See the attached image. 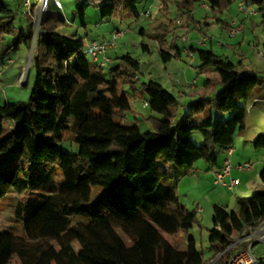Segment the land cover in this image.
<instances>
[{"label":"trees","instance_id":"1","mask_svg":"<svg viewBox=\"0 0 264 264\" xmlns=\"http://www.w3.org/2000/svg\"><path fill=\"white\" fill-rule=\"evenodd\" d=\"M1 1L0 58L15 52L20 43L30 45L33 34L32 20L26 17L25 28L14 39L13 12ZM75 1L84 27L85 8L90 4ZM233 1L178 0L177 11L185 22L178 27L173 21L155 27L162 61L179 56L175 45L172 54L162 46L174 31L190 29L195 5L206 4L217 23L215 14ZM243 1L256 6L264 19V0ZM91 5L101 19L125 14L139 17L135 0ZM66 24L61 17L43 21L35 38L28 100L0 105V199L36 191L51 167L59 168L63 176V183L52 193L16 203L14 216L23 222L24 233H0V264L13 260L19 264H203L194 239L188 238L185 250L179 251L164 237L174 239L187 232L197 218L195 210L179 202L176 184L160 169L158 160L181 173L190 171L199 160L215 166L219 154L231 147L235 133L245 131V102L262 99L264 75L238 72L229 59L191 45L189 54H196L200 61L196 73L210 69L220 87L212 96L192 100L177 116L175 96L157 82H138L137 60L124 55L123 68L111 65L108 57L109 64L101 68L86 58L89 42L57 32ZM222 26L231 31L227 23ZM4 36L11 39L7 42ZM143 50H147L144 45ZM118 79L128 91H118ZM144 96L149 111L162 117L149 118L152 131L141 132L136 123L126 127L122 121L132 110V99ZM198 116L201 121L196 124L193 119ZM193 132L200 134V145L192 141ZM65 133L76 146L75 153L62 150ZM252 146L264 148V132L256 135ZM258 178L264 185V168ZM162 180L164 189L159 188ZM92 187L103 190L93 204ZM138 188H142L140 195L135 193ZM236 204L237 210L230 212L212 206L208 244L212 252H223L214 264H226L230 255L226 248L234 236L264 219V192ZM74 217L87 224L72 225Z\"/></svg>","mask_w":264,"mask_h":264},{"label":"rangeland","instance_id":"2","mask_svg":"<svg viewBox=\"0 0 264 264\" xmlns=\"http://www.w3.org/2000/svg\"><path fill=\"white\" fill-rule=\"evenodd\" d=\"M40 0H2L1 2L13 12L14 15V29L15 36L19 31H22L26 26V17L32 20V40L30 45L25 46L20 43L19 48L15 52H9L4 55L0 61L5 62L8 57L15 60L16 56L25 62V59L32 61V55L35 52V38L38 32L39 26L47 18H63L67 24L58 28L57 32L70 38L82 37L85 42L94 41H110L112 34L118 30L120 35L116 38V46L114 49L108 51V57L112 60L111 65H122L121 58L128 54L131 58L137 60L140 63V70L138 77L141 82H146L149 79H157L159 81L160 72L166 68V71L172 76L173 79L177 78L176 72L178 70H185L186 76H180L179 80L184 86H188L192 79L198 80V87L203 85L206 81L203 78V74L196 73V67L200 65V61L196 54H189L187 47L193 46L197 49H210L208 44L209 38L213 42L219 40L222 44L232 45V49L228 52L222 49V47L213 48V52L217 55H225L237 66L243 67V69H251L254 72L264 75V19L261 14L256 13L254 16L243 17V15L237 13L236 0L226 10L221 13L215 14L219 21L215 23L213 13L209 8L202 7L201 4L195 5L192 18L194 22H190L189 28L184 30L174 31V36L167 37V42L163 43L162 49L169 53H174L172 45L178 49L179 56L172 57L169 62H163L159 53V44L156 39V29L158 24H168V21L175 22V27L180 26L185 22L183 17L177 11L178 0H135V5L139 11V17L134 18L129 15L113 16L109 19H101L99 11L91 4H100L104 0H92L87 1L90 4L85 8L84 23L82 27L79 23L77 13L75 11V0H59L61 10L55 5V1H47L43 5L47 4L45 11L38 8ZM28 2V3H26ZM164 5V9L161 6ZM256 10V6H254ZM29 12V13H28ZM147 12L148 15H144ZM257 12V11H256ZM223 22V23H222ZM231 22H236L234 28H240L238 35L230 37L227 34V30L222 26L224 23L228 25ZM207 24V25H206ZM195 25V28L193 26ZM202 27V31L199 28ZM37 31V32H36ZM205 38L203 44L198 45L197 41ZM10 36H4L5 41H9ZM13 39V38H12ZM1 45V43H0ZM143 45L147 47V50H143ZM1 47V46H0ZM225 50L224 52H222ZM31 51V53H30ZM90 61L89 56H86ZM19 60V61H20ZM29 61V62H30ZM6 63V62H5ZM23 63L19 65L22 67ZM31 63V62H30ZM29 63L30 81L33 83L34 70ZM31 68V69H30ZM171 68L174 70L171 71ZM176 71V72H173ZM159 75V76H158ZM108 77V76H107ZM209 77V87L214 89L219 86L216 81V75L214 72L207 74ZM118 85V91H128L127 85H122L120 79ZM220 87V86H219ZM21 88L20 85L17 87ZM11 90V89H9ZM176 97L177 90H170ZM216 91V90H214ZM30 93V90H29ZM28 95L24 100H15V102H25L29 98ZM8 95V94H7ZM147 100L148 98L144 96ZM199 98H202L199 97ZM137 99V98H135ZM143 102L131 103V112L125 113L122 124L126 127H130L133 123H136L141 132L152 131V123L149 118L159 119L160 116L157 113H151L149 108L143 107ZM256 108L252 114L247 115L245 119L246 129L243 133L236 132L233 136L232 149L233 155L231 157V178L234 180H240L238 186L233 191H228L222 187H216L212 185V178L206 169L201 171L193 169L189 173H181L180 171H174L171 165L158 160V166L160 169L176 184L175 192L178 200L189 211H196L197 222L187 232H181L176 238L170 236H164L170 245L175 247L179 251H184L186 246V240L192 238L195 241L196 247L203 254V264H212L216 259L218 253H209L208 244V231L212 226V206L220 205L227 211H236L237 204L235 197L240 193L244 198L251 197L255 193L264 192V185L258 178V173L264 168V148L255 149L252 146L253 138L259 133L264 132V106ZM179 114H183L180 112ZM64 141L60 145L63 151L75 153L76 146L69 140L68 133L64 135ZM192 141L196 145L201 144V136L198 132H193ZM225 159V153L221 152L218 156V164ZM201 164H205L202 161H198ZM237 162L249 163L251 166L250 171H238L236 166ZM213 167V166H212ZM175 172V173H174ZM44 182H42L36 191L24 194H9L6 198L0 199V233L12 232L16 235H23V222L16 219L14 216V208L18 201L24 202L39 193H52L62 183V172L57 167L49 168L44 174ZM174 175L173 178L171 176ZM247 181H250L249 183ZM160 189L165 188L164 180L159 184ZM142 188H138L135 192L137 195L141 194ZM242 193V194H241ZM103 194V190L98 187H92L90 195V203H95L98 198ZM72 225L82 224L86 225L87 221L82 218L74 217L72 219ZM121 238L126 241L123 235ZM235 238V237H234ZM247 244V243H246ZM246 244L244 246H246ZM77 247V246H75ZM256 249L261 253H264V243L257 244ZM10 264H19L17 260H13Z\"/></svg>","mask_w":264,"mask_h":264},{"label":"crops","instance_id":"3","mask_svg":"<svg viewBox=\"0 0 264 264\" xmlns=\"http://www.w3.org/2000/svg\"><path fill=\"white\" fill-rule=\"evenodd\" d=\"M238 3H239V0L236 1L237 6H238ZM236 11H237V13H239L237 8H236ZM233 23H234V25H232ZM229 26L231 27V30H232V28L234 26H236V22H231L229 24ZM186 29L187 28L182 29V30L185 31ZM226 32H227L228 36H230V37H234V36L238 35V34L232 35L230 30H228ZM208 44L210 46V50H213V48H217V47H219V48L222 47V49H224V47H225L226 48L225 50L228 52L230 49L233 48L232 45L222 44V43L219 42V40L217 42H213L211 38H209ZM189 47H187V52L188 53H189V51H188ZM225 50H223L222 52H224ZM220 56L225 57V58L228 59V57L225 56V55H220ZM0 60H1V58H0ZM19 60L20 59H19V55H18V57L16 56L15 60H13V59L8 57V59L5 61L6 63L0 61V68L3 69V75H2V79H1L3 91L0 92V105L3 104V103H13L17 99L18 100H24V98L29 93V90L31 88V81H30V70H29V66L28 65H29V63L31 61H30V59H25V62L23 63V62H21V60L20 61ZM9 62H11V63H9ZM21 63H23L22 67L19 66V65H21ZM111 63H112V60H111ZM172 70H174V68H171V71ZM210 71H211L210 69H205L204 71L199 73V74H203V78L206 80L203 83V85H200V87H198V80H196L195 78L191 80V83L188 86H184L180 82V80H179L180 76H186L185 78L188 77V75L184 74L186 72L184 69L183 70H178L177 69V72L173 71V72H176L177 78H175V79H173L172 76L166 71V68H164L163 71L160 72L161 73L160 76L158 75L160 79H159V81L157 83L162 85L170 93H171L170 90H173V89L177 90L176 98L179 101V107H178V109L176 111L177 116L179 115L180 112H184L186 110L187 105L192 100L198 99L201 96L202 97L212 96L219 90V86L217 88H215V89L213 87L211 88L209 86L205 87V83L207 81H209V79H210L209 77H207V74ZM237 71L238 72H242V71H253L254 72V70L243 69V67H242V69H241V67H239ZM214 74L216 75V73H214ZM21 75L24 76V81L22 82V84H19L18 80H19ZM216 77H217V75H216ZM156 80L155 79H149L147 81L156 82ZM217 81H218V78H216L215 82H217ZM138 82L141 83L139 77H138ZM18 85L21 86L20 89L17 88ZM9 89H11V90H9ZM214 90H216V91H214ZM261 98L262 99L254 98L252 100H249V101L245 102L247 115H249V114L251 115L252 112H254L256 110V108L261 107L262 104L264 106V93L262 94ZM140 101L143 102L142 105H143L144 108H148V105H147L148 101L145 99V97L132 99L131 103L136 104V103H139ZM200 121H201V116L195 117L193 119V122L196 123V124H198ZM245 129H246V124H245ZM223 161L224 160H222L220 164H218V161H217L216 165L213 166V167L210 166V165H207V164H201L200 162L197 161V162L194 163V165H193V167H192V169L190 171H192L193 169H196V170H199V171H201L202 169H206V171L209 172V174H210V176L212 178V185H213L214 172L217 169H219L220 167H222ZM237 164H241V163L237 162ZM250 170H251V168H250ZM250 170H247V172L250 171ZM190 171H186V173H189ZM231 176H232V174H231ZM247 182L249 183L250 181H247ZM239 183H241L240 180H238V185H239ZM242 199H245V198L243 197V195L241 196L240 193L235 197L236 201L237 200H242ZM218 206H220V205H218ZM245 244H243V246ZM209 253H212V251L210 249H209Z\"/></svg>","mask_w":264,"mask_h":264},{"label":"built area","instance_id":"4","mask_svg":"<svg viewBox=\"0 0 264 264\" xmlns=\"http://www.w3.org/2000/svg\"><path fill=\"white\" fill-rule=\"evenodd\" d=\"M52 1V0H51ZM55 1V5L58 9H62L59 0ZM89 1V0H88ZM28 3V2H26ZM41 5V0L39 1V7ZM38 7V8H39ZM202 7L208 8L206 4H202ZM237 10L244 17L254 16L257 12L253 5L246 1H239ZM29 13V12H28ZM144 15H148L147 12ZM234 25V23L232 24ZM235 27V26H234ZM232 28L230 31L232 35L238 34L240 28ZM120 35V32L116 30L112 34L110 41H90L86 47V53L89 56L91 62L99 65L101 68H106L110 62L107 56L109 50L114 49L116 46L115 40ZM174 35H172L173 37ZM205 38L197 41L198 45L203 44ZM11 63V62H9ZM3 69L0 68V92L2 89V79ZM24 75V74H23ZM21 75L18 82L22 84L24 81V76ZM233 155L232 147H228L225 151V159L223 161L222 167L214 172L213 185L216 187H222L228 191H233V189L238 185V180L231 178V157ZM251 166L249 163L238 164L236 169L238 171L250 170ZM233 242L226 248L230 255L226 264H264V253H261L256 249L257 244L264 243V219L261 220L257 225L251 228L243 230V232L236 234L234 236ZM246 246H243V244Z\"/></svg>","mask_w":264,"mask_h":264},{"label":"bare ground","instance_id":"5","mask_svg":"<svg viewBox=\"0 0 264 264\" xmlns=\"http://www.w3.org/2000/svg\"><path fill=\"white\" fill-rule=\"evenodd\" d=\"M47 1H49V0H41V5H40L39 8L42 9V8L45 6V8L43 9V11H45L47 4L43 5V7H42V4L46 3ZM90 1H92V0H90ZM36 32H37V31H36ZM34 42H35V41H34Z\"/></svg>","mask_w":264,"mask_h":264},{"label":"water","instance_id":"6","mask_svg":"<svg viewBox=\"0 0 264 264\" xmlns=\"http://www.w3.org/2000/svg\"><path fill=\"white\" fill-rule=\"evenodd\" d=\"M30 53H31V51H30ZM223 254V252H220V253H218V255H217V257H216V259L213 261V263L212 264H214L215 262H216V260L221 256Z\"/></svg>","mask_w":264,"mask_h":264}]
</instances>
